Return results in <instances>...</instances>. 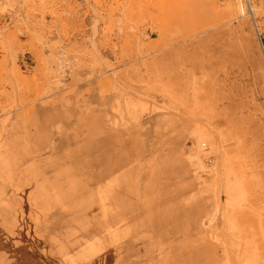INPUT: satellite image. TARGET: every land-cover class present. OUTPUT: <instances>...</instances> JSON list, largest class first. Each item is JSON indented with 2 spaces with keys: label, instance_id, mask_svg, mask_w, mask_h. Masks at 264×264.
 <instances>
[{
  "label": "rangeland",
  "instance_id": "374dc122",
  "mask_svg": "<svg viewBox=\"0 0 264 264\" xmlns=\"http://www.w3.org/2000/svg\"><path fill=\"white\" fill-rule=\"evenodd\" d=\"M106 248L264 264V0H0V264Z\"/></svg>",
  "mask_w": 264,
  "mask_h": 264
},
{
  "label": "crops",
  "instance_id": "0c3cea01",
  "mask_svg": "<svg viewBox=\"0 0 264 264\" xmlns=\"http://www.w3.org/2000/svg\"><path fill=\"white\" fill-rule=\"evenodd\" d=\"M64 219H62L60 216L55 215H48L47 216V223L43 225V236L41 243L43 244V248L47 252L57 253L58 254V242H61V240L66 243L68 246L73 245V248H78L79 244L83 242L85 237L87 236V232L89 231V228L84 231H78L76 228H70L68 224H64ZM69 250V248H67ZM73 250V249H72ZM109 248H106L102 254H98L96 256H93L90 259L91 264L99 258L101 255H103L105 252H108ZM55 260L61 261L60 258L55 257Z\"/></svg>",
  "mask_w": 264,
  "mask_h": 264
},
{
  "label": "bare ground",
  "instance_id": "6f19581e",
  "mask_svg": "<svg viewBox=\"0 0 264 264\" xmlns=\"http://www.w3.org/2000/svg\"><path fill=\"white\" fill-rule=\"evenodd\" d=\"M251 10L253 11V9H252V8H251ZM254 10H255V9H254ZM252 11H251V12H252Z\"/></svg>",
  "mask_w": 264,
  "mask_h": 264
}]
</instances>
